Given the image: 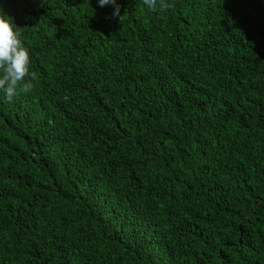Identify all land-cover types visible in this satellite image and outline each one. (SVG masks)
Masks as SVG:
<instances>
[{
    "label": "trees",
    "instance_id": "16d2710c",
    "mask_svg": "<svg viewBox=\"0 0 264 264\" xmlns=\"http://www.w3.org/2000/svg\"><path fill=\"white\" fill-rule=\"evenodd\" d=\"M116 2L0 0V264H264V0Z\"/></svg>",
    "mask_w": 264,
    "mask_h": 264
},
{
    "label": "clouds",
    "instance_id": "9594fccd",
    "mask_svg": "<svg viewBox=\"0 0 264 264\" xmlns=\"http://www.w3.org/2000/svg\"><path fill=\"white\" fill-rule=\"evenodd\" d=\"M142 3L153 12H163L174 7L169 0H142ZM98 4L100 7L114 5L113 16L120 20V6L116 0H98ZM20 29L0 9V90L5 93L9 102L18 91L27 93L32 90L33 84L26 82L29 77L31 80L36 79V73L30 72L31 58Z\"/></svg>",
    "mask_w": 264,
    "mask_h": 264
}]
</instances>
